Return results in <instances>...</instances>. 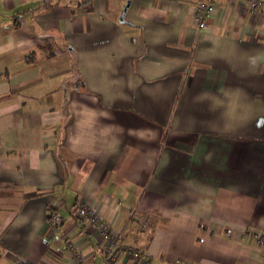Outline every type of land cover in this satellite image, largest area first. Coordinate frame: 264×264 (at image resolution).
<instances>
[{"label": "crops", "instance_id": "crops-1", "mask_svg": "<svg viewBox=\"0 0 264 264\" xmlns=\"http://www.w3.org/2000/svg\"><path fill=\"white\" fill-rule=\"evenodd\" d=\"M201 1L0 0V264H103L79 201L143 264H264V13Z\"/></svg>", "mask_w": 264, "mask_h": 264}, {"label": "built area", "instance_id": "built-area-1", "mask_svg": "<svg viewBox=\"0 0 264 264\" xmlns=\"http://www.w3.org/2000/svg\"><path fill=\"white\" fill-rule=\"evenodd\" d=\"M235 2L236 0H227ZM246 9L248 11L258 10L264 13V0H246ZM223 10L217 0H203L195 7L191 8L189 14L199 31H212L215 27V21L220 20ZM73 213L78 219L89 221L100 235V241L103 245V264H115L125 254H129L137 262L143 264L146 255L138 250L129 249L122 242V232L116 233L112 230L111 225L99 213V211L84 202H76L73 205ZM130 218V217H129ZM60 221L58 213L52 212L49 216L51 225H56ZM147 224L141 223V230H145ZM257 242L264 244V235H255ZM72 264H89L85 256L77 248L72 249ZM138 262V263H139Z\"/></svg>", "mask_w": 264, "mask_h": 264}, {"label": "water", "instance_id": "water-1", "mask_svg": "<svg viewBox=\"0 0 264 264\" xmlns=\"http://www.w3.org/2000/svg\"><path fill=\"white\" fill-rule=\"evenodd\" d=\"M129 5H130V2L128 1V2H127V5L125 6V9H124V11H126V10H127V8L129 7ZM122 16H123V15H122ZM122 18H123V17H122ZM115 264H122V263H119V262H118V263H115Z\"/></svg>", "mask_w": 264, "mask_h": 264}, {"label": "rangeland", "instance_id": "rangeland-1", "mask_svg": "<svg viewBox=\"0 0 264 264\" xmlns=\"http://www.w3.org/2000/svg\"><path fill=\"white\" fill-rule=\"evenodd\" d=\"M133 263H134V264H139L137 261L134 262V260H133Z\"/></svg>", "mask_w": 264, "mask_h": 264}]
</instances>
